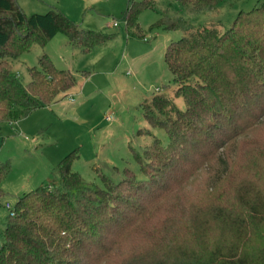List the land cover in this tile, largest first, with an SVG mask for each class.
Returning a JSON list of instances; mask_svg holds the SVG:
<instances>
[{
	"label": "trees",
	"instance_id": "trees-1",
	"mask_svg": "<svg viewBox=\"0 0 264 264\" xmlns=\"http://www.w3.org/2000/svg\"><path fill=\"white\" fill-rule=\"evenodd\" d=\"M223 1L176 0L197 11ZM258 2L245 12L255 22L245 37L166 14L148 26L184 31L163 55L184 108L158 92L141 104L168 142L155 137L141 154L132 149L142 176L124 167L118 182L102 174V186L71 169L75 149L66 153L5 216L0 264H264V0ZM154 7L155 0L127 2L128 36H140L138 15ZM58 32L85 52L111 38L56 8L26 14L17 0H0V125L74 86L75 75L46 53L28 67L26 82L13 70L16 58ZM7 172L0 162V197Z\"/></svg>",
	"mask_w": 264,
	"mask_h": 264
},
{
	"label": "rangeland",
	"instance_id": "rangeland-1",
	"mask_svg": "<svg viewBox=\"0 0 264 264\" xmlns=\"http://www.w3.org/2000/svg\"><path fill=\"white\" fill-rule=\"evenodd\" d=\"M128 1L132 0H17L26 14L56 8L79 27L111 38L85 52L71 46L67 37L58 32L44 47L33 45L12 62L13 70L26 82L28 67L36 66L38 57L46 53L57 67L69 69L76 82L50 105L0 125V162L8 163L1 182L0 232L8 214L5 202L13 206L23 192L50 176L57 162L71 150L78 153L71 169L83 180L102 186V174L118 182L124 167L142 176L132 149L141 154L155 137L164 145L168 142L163 129L145 120L141 104L158 92L184 108L182 97L174 95L176 85L163 58L167 44L184 31L148 30L152 22L165 14L181 16L193 28L213 25L220 31L231 29L245 37L255 30V22L246 21L245 12L261 3L225 0L213 9L197 11L176 0H155L153 9H144L138 15L140 37L128 36L125 29L123 13ZM113 21L117 26L112 25ZM82 70L88 71L86 77L80 74Z\"/></svg>",
	"mask_w": 264,
	"mask_h": 264
},
{
	"label": "built area",
	"instance_id": "built-area-1",
	"mask_svg": "<svg viewBox=\"0 0 264 264\" xmlns=\"http://www.w3.org/2000/svg\"><path fill=\"white\" fill-rule=\"evenodd\" d=\"M112 25H113V26H117V22H116V21H113V22H112ZM106 118L109 119V118H111V116L107 115ZM4 206H5V208L7 209L9 215H13V214H14L13 206H12L10 203L6 202V203L4 204Z\"/></svg>",
	"mask_w": 264,
	"mask_h": 264
},
{
	"label": "crops",
	"instance_id": "crops-1",
	"mask_svg": "<svg viewBox=\"0 0 264 264\" xmlns=\"http://www.w3.org/2000/svg\"><path fill=\"white\" fill-rule=\"evenodd\" d=\"M55 35H56V34H55ZM55 35H54V36H55ZM54 36H53V37H54ZM143 40H146V38H145V39L143 38ZM70 45H71V44H70ZM71 46H72V45H71ZM93 48H95V47H93ZM93 48H92V49H93ZM86 71H87V70H86ZM69 97H70V96H69ZM5 203H6V202H5ZM8 203H9V202H8Z\"/></svg>",
	"mask_w": 264,
	"mask_h": 264
}]
</instances>
